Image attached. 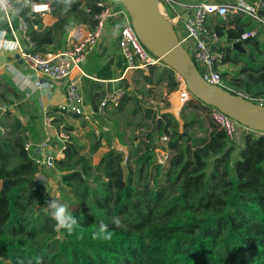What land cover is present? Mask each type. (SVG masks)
Listing matches in <instances>:
<instances>
[{
    "label": "trees",
    "instance_id": "obj_1",
    "mask_svg": "<svg viewBox=\"0 0 264 264\" xmlns=\"http://www.w3.org/2000/svg\"><path fill=\"white\" fill-rule=\"evenodd\" d=\"M10 1L29 23L28 35L35 43L32 50L46 53L63 49L68 29L74 25L95 32L99 15L116 0H73L67 10L56 0ZM34 3H49L50 13L58 19L45 24L33 12ZM121 7L117 0L113 11ZM257 24L249 15L236 14L228 21L218 19L213 29L230 40ZM260 35L259 31L258 36L243 40V46L252 49L245 47L248 54L237 51L231 57V47H226L225 63H240L241 54L248 61L230 81L222 72L232 92L264 96V46L256 42ZM255 61L262 64L249 66ZM138 73L151 87L135 79L131 89L122 80L126 92L112 108L113 113L121 112L132 104L127 113L137 117L118 126L121 142L129 147L127 154L108 140L109 149L94 163L103 135L89 134L91 145L86 152L71 129H65L69 139L51 169L59 176V201L77 220L72 232L56 230L44 207L48 195L32 186L38 173L49 176L34 159L38 149H25L26 132L35 141L36 132L10 110L3 114L0 264H264V133L245 129L239 137H230L212 117L210 106L194 98L181 110L182 123L171 112L147 107L137 93L163 97L164 92L176 91L180 81L165 65L152 64L148 74ZM4 88L13 91L5 83ZM101 95L87 94V99L95 106ZM0 98L8 102L2 91ZM176 102H180L178 96ZM158 116L163 118L160 130ZM54 120L63 122V116ZM138 130L143 135L136 144ZM158 150L167 152L166 163L160 162ZM113 217L120 218L121 227L113 225ZM101 221L112 232L109 240L93 239Z\"/></svg>",
    "mask_w": 264,
    "mask_h": 264
},
{
    "label": "built area",
    "instance_id": "obj_2",
    "mask_svg": "<svg viewBox=\"0 0 264 264\" xmlns=\"http://www.w3.org/2000/svg\"><path fill=\"white\" fill-rule=\"evenodd\" d=\"M99 5L102 6L103 3H99ZM32 10L34 13L43 16L46 13H50L51 5L49 3H34L32 4ZM161 10L172 21L180 41L191 54L203 77L208 82L225 88H227V85L222 76V69L225 66L226 47H231L234 42H243L245 39L258 36L259 26L262 27V31L264 30L263 0H256L253 3L247 0H198L192 12L187 16L179 10V3L176 0H161ZM2 13L8 23L7 30L13 36L12 40H1L4 47H18L25 65L33 72L43 75L51 87L53 82L63 81L66 83L67 101L58 107V111L64 120L77 115L92 123L93 112L86 103L83 84L80 79L72 75V71L74 66L85 58L83 51L96 45L102 26L109 18L110 10L106 8L99 15L100 22L95 32L80 33L81 31H78V28L80 27L79 29L83 30L82 24L76 27L74 25L68 29V41L74 43V38L78 41L72 48L46 53L32 50L35 47V43L28 35L29 23L16 11L15 5L10 0H8V10L6 12L2 11ZM236 14L249 15L258 22L257 26L242 33L240 37L229 40L207 25L209 16L228 21L229 17H233ZM14 18H16V23ZM128 19L127 23L118 32V45L128 68L148 70L150 65L162 63L160 58L152 54L141 43L131 25L129 16ZM73 31L74 33L72 34ZM177 77L180 81L179 88L168 95L171 98L172 96L176 98L178 96L179 103L184 104L190 101L193 95L188 90L184 79L179 75ZM35 86L41 88L42 83L37 81ZM125 92L126 89L121 86L112 92L106 93L99 101L97 111L104 114L108 107L118 105ZM236 93L264 104V96L253 97L242 90ZM210 111L215 121L226 129L230 137L237 138L241 130H249L217 107L211 106ZM0 132L5 133V127H0ZM95 132L98 133L97 130ZM26 134L28 133L26 132ZM59 137L62 141V151L69 139V134L60 133ZM162 139L166 140L167 137L164 136ZM34 148H37L40 152L39 155H34L37 165L40 168H52L55 156L48 154L46 151L50 149L48 140L41 144H34L28 141L25 145V149L29 152H32ZM42 176V174L38 175V177L44 179V176Z\"/></svg>",
    "mask_w": 264,
    "mask_h": 264
},
{
    "label": "crops",
    "instance_id": "obj_3",
    "mask_svg": "<svg viewBox=\"0 0 264 264\" xmlns=\"http://www.w3.org/2000/svg\"><path fill=\"white\" fill-rule=\"evenodd\" d=\"M176 1L179 3V10L185 14V16L192 12L194 5L198 2V0ZM113 3H110L109 6L106 7L110 10L108 19H110L109 21L112 22L108 26L106 25L108 21L103 24L101 32L97 38L96 45L88 50L83 51L85 53V58L75 65L72 71V75L80 79L83 84L86 103L89 109L93 112L92 123L77 115L71 116L68 120H64L63 118V122H56L57 120H54L61 117V114L58 111L59 105L64 104L67 101L66 83L63 81L53 82V86L51 87L43 75L33 72L27 66L25 67L18 62V54L21 58V53L18 47H4L1 40H12L13 36L10 31L8 32L7 20L3 16L2 11H0V70L5 73V76L7 75L10 77L11 80L9 83L10 87L13 89V93L10 92L13 99L7 100L8 102L5 104H0V119L6 111L10 110L13 115L18 116L24 124H28L30 128L36 132L35 135L38 138L35 141L31 137V133L27 131L29 141L33 142L34 144H41L42 142L48 140L50 149H47L46 151L48 154H52L55 157L61 158L63 156V150L61 151L62 141L60 140L59 135L60 133H67L65 131L66 128L71 129L70 134L73 138L75 137L74 139L80 146L83 147L84 151L86 152L89 151L91 145V139L87 137L88 134L94 132L98 136L103 135L104 138L102 139V146L94 154L95 156L93 155L94 159L96 160L95 163H97L100 156L109 149L107 143L108 140L111 141L116 149L122 150L126 154L129 152L128 146L123 144L121 141L119 142V140H115L113 142V140L108 137L110 134L108 129H106L101 121L96 119V115L101 114L97 111L99 101L106 93L112 92L118 87H121L122 80H127L131 86V89L133 88L135 79H139V85L151 87L150 84H144L143 80H141L140 74L138 73L140 70H143L145 74H148L149 69L145 70L136 68L130 70L129 68H126L124 71L117 69L119 57H122L118 45V32L129 19L123 9L117 12L112 11L111 7L113 10L115 9L116 1ZM42 17L43 22L47 25L54 23L58 19L57 16H54L51 13H46ZM217 20L218 19L216 17L212 18V25L210 26L211 28L216 25ZM76 26L77 25L74 27ZM79 28L78 31L80 30V33H89V30L84 25H82L83 30ZM260 32L264 39V30H261ZM73 33L74 31L72 34ZM65 41L66 42L63 48L64 50L72 48L74 44L78 42L76 38H74V43L72 41H68V33L65 36ZM92 53L99 57H93ZM123 61L124 64L125 60L123 59ZM227 63L228 62L225 64L227 65ZM157 66H164V64H158ZM26 69L30 70V72H27ZM132 70H134V74L130 75ZM86 80H89L95 86V88L92 91H89L88 94L98 95L99 93H102L103 95H101L102 97L99 100H96L95 106H92L87 99V95L85 93ZM37 81L42 83L41 88L35 86ZM94 82H98L102 85L101 90L98 89L99 87H97ZM137 94L138 97L143 100L145 106H152L154 110L162 111L163 105L161 104L165 99L169 103V95L167 92H164L163 97H160L159 95L155 96V92L144 96L140 93ZM93 107L95 108L93 109ZM156 107L161 109H157ZM112 108H114V106H110L106 110H110ZM177 118L180 119L181 122V118L179 116ZM87 122L90 123L89 127L87 126ZM0 127L2 126L0 125ZM96 130L98 133L95 132ZM142 133V131L135 132L136 144L139 142L138 136L142 135ZM53 142L55 144H53ZM38 153L40 152L38 151ZM41 169L47 175H49L47 177L44 176L47 179L48 184H52V177L57 176V179L59 180V176L57 174L55 176V171L53 169L43 167ZM57 179L56 182H58ZM47 191H49V189Z\"/></svg>",
    "mask_w": 264,
    "mask_h": 264
},
{
    "label": "water",
    "instance_id": "obj_4",
    "mask_svg": "<svg viewBox=\"0 0 264 264\" xmlns=\"http://www.w3.org/2000/svg\"><path fill=\"white\" fill-rule=\"evenodd\" d=\"M119 1L141 43L184 79L194 99L210 107H217L249 130L264 133V104L210 83L203 77L191 54L180 41L172 21L161 10V0ZM258 29L261 31L262 27ZM231 48L248 54L241 41L232 43ZM18 57V62L26 67L19 54ZM157 123L160 130L163 118L158 117ZM32 186L46 193L45 179L37 177Z\"/></svg>",
    "mask_w": 264,
    "mask_h": 264
},
{
    "label": "rangeland",
    "instance_id": "obj_5",
    "mask_svg": "<svg viewBox=\"0 0 264 264\" xmlns=\"http://www.w3.org/2000/svg\"><path fill=\"white\" fill-rule=\"evenodd\" d=\"M117 1V0H116ZM114 4V3H113ZM112 4V5H113ZM111 5V6H112ZM115 5V4H114ZM121 8H123V10L125 11V13L127 14V12H126V10H125V8L122 6ZM111 10L113 11V8L111 7ZM212 16H209L208 17V19H207V25H209V26H211L212 25V23H211V21H212ZM112 21H108L107 23H106V25L108 26V25H110V23H111ZM109 33V32H108ZM108 35V34H107ZM256 42H258V44L259 45H263L264 46V39H263V36L262 35H260L259 37H257L256 38ZM246 48H248L249 49V51H252V49H251V47L250 46H245ZM229 53H230V56L231 57H235L238 53H237V50H234V49H232L231 48V50L229 51ZM249 53V52H248ZM240 57L242 58V60H241V62L240 63H236L235 64V62H233V61H230V62H228L227 63V65L225 64V66L223 67V69H222V72H226L227 74H226V76L225 77H228L227 78V80L228 81H230V78L231 77H233V76H235V75H237L238 73H239V71H240V68H241V65H242V63H245V61H247V56H244L243 54H241L240 55ZM123 59H124V57L122 56V57H119V62H118V66H117V69H119V70H121V71H124L126 68H128V66H127V64H126V62L123 64ZM125 60V59H124ZM248 62V61H247ZM230 64V65H229ZM249 64V63H248ZM251 65H249V66H259L260 64H262V63H259V62H251L250 63ZM160 65H162V63H160ZM131 70V69H130ZM26 71L27 72H30V70H27L26 69ZM131 74L130 75H133L134 74V70H132V72H130ZM136 74V73H135ZM0 79H1V83H2V85L0 86V91H2V92H4L5 93V96H6V100H12L13 99V97L11 96V94H10V91H8V90H5V88H4V83L6 84V85H9V87H10V77L9 76H5V75H3L2 77H0ZM227 80H225V82H226V85L228 86V81ZM95 88V86H94V84L92 83V82H90L89 80H86L85 81V93H86V95L88 94V92L89 91H92L93 89ZM98 89H100L101 90V87L100 88H98ZM98 89H96V90H98ZM174 92V91H173ZM171 92H169L168 94H170ZM176 97L174 96H172V98L171 97H169L168 96V100H169V103H168V101L167 100H164L163 102H162V104L161 105H163V109H162V111H164V112H171L172 114H174L175 116H176V118L179 116L180 117V113H181V110H182V108L184 107V105H186L187 104V102L186 103H184V104H182V103H179V102H176V99H175ZM157 103V102H156ZM177 103H179V111L177 110L176 111V109H177ZM0 104L2 105V104H4V100L3 99H1L0 98ZM132 106V104H130V106H126L121 112H115V113H113V109H110V110H106V113H104V114H100V115H96V119L97 120H99V121H101V123L102 124H104V126L106 127V129H108V131H109V138L111 139V140H113V142L115 141V140H119V142L121 141L120 139V134H119V130H118V126L121 128L122 127V125H120V123H124L126 120H129V119H137V117L136 116H134V115H132V114H128L127 112H128V109H130V107ZM157 109H159V107H156ZM125 114V115H124ZM125 117H127V119H125ZM158 117H160V116H158ZM181 118V117H180ZM180 120V119H179ZM82 121H83V119H82ZM135 121V120H134ZM137 121H135V123H136ZM181 123H182V120H181ZM87 126L89 127L90 126V123L89 122H87ZM138 131H141V130H138ZM127 132L128 133H130L131 132V129L129 128L128 130H127ZM143 135V134H142ZM90 135L88 134V136L87 137H89ZM75 138V137H74ZM163 140V139H162ZM54 141V140H53ZM53 144H55L54 142H53ZM57 144V143H56ZM54 147V146H53ZM128 149H129V147H128ZM158 156H159V160H160V162L161 163H166V158H167V152L166 151H164V150H158ZM95 156V155H94ZM94 156H93V161H94V163H95V159H94ZM97 157V156H96ZM40 173H38V175H39ZM38 175H37V177H38ZM55 176H56V173H55ZM43 177V176H42ZM44 179L46 180V184H47V189H46V191L49 189V191H47L46 192V194L48 195V199H51V198H58L59 196H60V193H59V180L57 179V176L56 177H52V184L50 183V184H48L47 182V179L44 177ZM56 179L58 180V182H56ZM45 207V209H47L48 211H50L48 208H47V206L45 205L44 206Z\"/></svg>",
    "mask_w": 264,
    "mask_h": 264
},
{
    "label": "clouds",
    "instance_id": "obj_6",
    "mask_svg": "<svg viewBox=\"0 0 264 264\" xmlns=\"http://www.w3.org/2000/svg\"><path fill=\"white\" fill-rule=\"evenodd\" d=\"M59 5H64L65 10L70 8L73 0H56ZM35 8V6H33ZM8 10V0H0V11ZM45 205L50 210L51 218L56 222L55 228L57 231L60 229H66L68 232H72L74 226L77 224L76 218L69 211L68 206L61 203L58 198H51L45 200ZM112 223L116 228L122 226L120 218L113 217ZM112 238V232L109 231L108 226L101 221L98 225V230L93 232V239L109 240Z\"/></svg>",
    "mask_w": 264,
    "mask_h": 264
}]
</instances>
